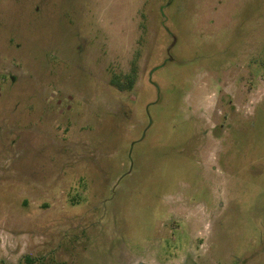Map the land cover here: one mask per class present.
I'll list each match as a JSON object with an SVG mask.
<instances>
[{
	"label": "rangeland",
	"instance_id": "1",
	"mask_svg": "<svg viewBox=\"0 0 264 264\" xmlns=\"http://www.w3.org/2000/svg\"><path fill=\"white\" fill-rule=\"evenodd\" d=\"M0 264H264V0H0Z\"/></svg>",
	"mask_w": 264,
	"mask_h": 264
},
{
	"label": "trees",
	"instance_id": "2",
	"mask_svg": "<svg viewBox=\"0 0 264 264\" xmlns=\"http://www.w3.org/2000/svg\"><path fill=\"white\" fill-rule=\"evenodd\" d=\"M129 83L131 84V82L129 81ZM112 85H116V84H112ZM120 85V84H119ZM128 89V88H127Z\"/></svg>",
	"mask_w": 264,
	"mask_h": 264
}]
</instances>
